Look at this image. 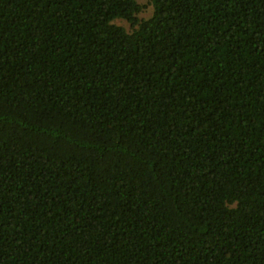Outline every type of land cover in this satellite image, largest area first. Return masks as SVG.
Wrapping results in <instances>:
<instances>
[{"label":"trees","instance_id":"1","mask_svg":"<svg viewBox=\"0 0 264 264\" xmlns=\"http://www.w3.org/2000/svg\"><path fill=\"white\" fill-rule=\"evenodd\" d=\"M149 1L0 0V264H264V0Z\"/></svg>","mask_w":264,"mask_h":264},{"label":"rangeland","instance_id":"2","mask_svg":"<svg viewBox=\"0 0 264 264\" xmlns=\"http://www.w3.org/2000/svg\"><path fill=\"white\" fill-rule=\"evenodd\" d=\"M138 2L142 5L141 11L138 13L139 18H147L152 13V5L149 0H138ZM115 23L124 26L126 29H130L129 23L124 19H116Z\"/></svg>","mask_w":264,"mask_h":264}]
</instances>
